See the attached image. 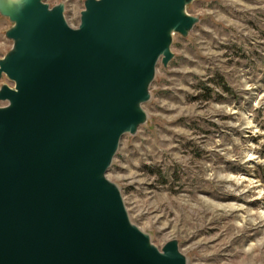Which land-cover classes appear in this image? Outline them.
Masks as SVG:
<instances>
[{
	"label": "water",
	"instance_id": "water-1",
	"mask_svg": "<svg viewBox=\"0 0 264 264\" xmlns=\"http://www.w3.org/2000/svg\"><path fill=\"white\" fill-rule=\"evenodd\" d=\"M194 0H0L11 48L0 57V264H187L134 224L107 172Z\"/></svg>",
	"mask_w": 264,
	"mask_h": 264
},
{
	"label": "rangeland",
	"instance_id": "rangeland-1",
	"mask_svg": "<svg viewBox=\"0 0 264 264\" xmlns=\"http://www.w3.org/2000/svg\"><path fill=\"white\" fill-rule=\"evenodd\" d=\"M43 1L63 2L78 25L85 0ZM186 10L199 21L173 35L147 121L122 137L107 177L158 248L176 239L187 264H264V0H194ZM11 26L0 14V57Z\"/></svg>",
	"mask_w": 264,
	"mask_h": 264
},
{
	"label": "trees",
	"instance_id": "trees-1",
	"mask_svg": "<svg viewBox=\"0 0 264 264\" xmlns=\"http://www.w3.org/2000/svg\"><path fill=\"white\" fill-rule=\"evenodd\" d=\"M223 88H224V90H226V91H229V88L228 87H226L224 84H223ZM205 90H209V88L208 87H205Z\"/></svg>",
	"mask_w": 264,
	"mask_h": 264
}]
</instances>
